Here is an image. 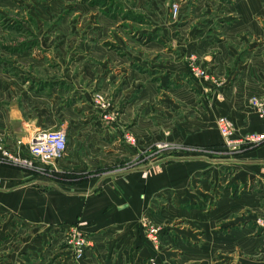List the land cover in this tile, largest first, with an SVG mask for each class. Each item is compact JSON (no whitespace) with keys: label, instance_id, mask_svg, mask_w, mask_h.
Masks as SVG:
<instances>
[{"label":"rangeland","instance_id":"rangeland-1","mask_svg":"<svg viewBox=\"0 0 264 264\" xmlns=\"http://www.w3.org/2000/svg\"><path fill=\"white\" fill-rule=\"evenodd\" d=\"M257 56L264 73V0H0V146L31 162L0 166L43 194L89 186L86 203L150 181L128 220L104 219L122 199L56 224L1 200L0 264H264V171L241 157L262 143L239 144L255 133L226 106ZM63 128V156L33 158L35 134Z\"/></svg>","mask_w":264,"mask_h":264},{"label":"crops","instance_id":"crops-1","mask_svg":"<svg viewBox=\"0 0 264 264\" xmlns=\"http://www.w3.org/2000/svg\"><path fill=\"white\" fill-rule=\"evenodd\" d=\"M262 64L260 56L253 59L249 69L244 75V81L236 88V92H226V106H235L239 112L235 115L233 114L232 119H229L236 125L240 137L246 134L260 133L264 129V119L253 111L248 104V98L251 95L264 96V73L260 69ZM241 157L246 159L244 164H248L247 166L264 171V143L247 150ZM31 177L32 176L28 177L27 175L30 183L27 182L28 184L23 187L24 183L22 182L26 181L27 178L21 171L0 166V201L17 202L16 204L24 202L36 204V213L38 214L36 217L44 215L47 217L46 219L55 224L63 221L70 222L77 220L82 213L85 219L91 218L95 220L104 218V214L108 212L105 211L107 210L105 204L112 202L116 205L119 203L120 199H122L120 200L122 206L118 207L119 212H109L104 219L117 216V219H133L134 211L136 210L135 204L139 202L140 199L143 201L145 198V189L148 193L150 192V181L139 173L137 175L132 174L123 178V190H120L117 203H115L113 199H110L109 196H105L103 199L99 200H94L96 198H93L86 203L85 194H83V192H85L87 190L86 188L89 186H84V184L80 183L63 185L62 192H60L59 188L52 187L50 191L43 194L39 189L33 187L36 183L35 178ZM258 184L263 187L264 181L262 183H256V185ZM66 188L71 192L69 193ZM56 192L63 196H56ZM136 192L139 194L136 195ZM124 202H126V210L122 209ZM39 203L42 205L39 206ZM101 223L103 224L104 222ZM101 223L93 221L90 222V225L100 226L102 225ZM97 240L98 242L100 241V239Z\"/></svg>","mask_w":264,"mask_h":264},{"label":"built area","instance_id":"built-area-1","mask_svg":"<svg viewBox=\"0 0 264 264\" xmlns=\"http://www.w3.org/2000/svg\"><path fill=\"white\" fill-rule=\"evenodd\" d=\"M253 108L260 114L261 118H264V100L253 99L252 100ZM218 128L221 132L222 137L225 139L228 146L237 145L233 139L234 135V126L232 123L225 118L218 120ZM68 131L66 128H63L59 131H41L35 134L31 140V155L33 158L40 160L44 164H50L59 160L66 151L68 143ZM251 142V143H264V129L260 133L252 134L251 136L241 140L239 144ZM21 145V143H19ZM19 155L14 156L10 151L4 150L0 146V158L2 160L21 162L31 166V162L27 160H21L18 158ZM37 162V161H36ZM75 249L79 256L82 254L83 242L75 235L74 242Z\"/></svg>","mask_w":264,"mask_h":264},{"label":"bare ground","instance_id":"bare-ground-1","mask_svg":"<svg viewBox=\"0 0 264 264\" xmlns=\"http://www.w3.org/2000/svg\"><path fill=\"white\" fill-rule=\"evenodd\" d=\"M264 119V118H263Z\"/></svg>","mask_w":264,"mask_h":264}]
</instances>
